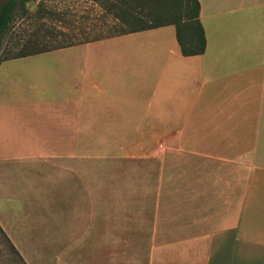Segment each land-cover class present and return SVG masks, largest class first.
<instances>
[{"label": "crops", "instance_id": "1", "mask_svg": "<svg viewBox=\"0 0 264 264\" xmlns=\"http://www.w3.org/2000/svg\"><path fill=\"white\" fill-rule=\"evenodd\" d=\"M197 1L202 55L183 56L172 26L81 44L98 50L79 65V94L50 86L72 63L0 64V77L10 65L37 83L12 78L0 96V131L18 129L0 142V234L19 264H264V0ZM41 128L175 148L168 191L182 236L143 239L136 224L106 220L108 193L73 189L72 145L44 143ZM47 180L60 199L46 198ZM69 202L70 217L53 208Z\"/></svg>", "mask_w": 264, "mask_h": 264}, {"label": "rangeland", "instance_id": "2", "mask_svg": "<svg viewBox=\"0 0 264 264\" xmlns=\"http://www.w3.org/2000/svg\"><path fill=\"white\" fill-rule=\"evenodd\" d=\"M42 1L48 7L62 14L63 17H61L66 20L67 23L65 24L56 22L54 23L56 27L53 24L51 25V29L56 28V33H61V36L62 33L65 34V38L63 36L59 37L65 42L76 39H94L118 31L119 24L112 19V16L103 5L97 3L98 1ZM137 1L139 2L134 4L137 6V13L145 20H155L151 24H163L170 20L173 16L171 14H175L174 8L170 7L173 3L172 0ZM38 2L32 5V10L36 8ZM186 2L187 0H180V4ZM159 11L162 12L161 15L158 13ZM180 14L179 12V16ZM169 15L171 16L169 17ZM25 28L26 26L22 24V21L17 22L13 39H17ZM171 30L173 29L171 28ZM14 41L16 40H13L11 44ZM91 46L88 48L76 45L72 48L30 57L22 62L72 63V76H58L60 77L59 80L55 78L50 86L53 87L54 93H61L64 90L69 92L72 88L73 93L79 94V81L76 79V72H79L82 59L87 60V62L94 61L98 49L95 47L96 44ZM6 49L8 47L4 45L2 51ZM4 68L5 74L0 77V88H2L0 96L12 93L11 88L15 82L21 87L22 85L27 87L37 85L32 79L29 81L22 78L18 79L16 68H12L10 65H5ZM12 78L17 80L13 82ZM25 90L27 91V89ZM141 95L144 96L145 92L138 94V98ZM74 99L79 100V95H76ZM62 104L58 103L57 109H60ZM71 108H74L72 110L75 111L77 105L73 104ZM74 119L79 120V116L74 117ZM41 130L44 143L55 142L57 139V144L72 145L71 165L68 164L67 167L71 170L70 184L73 189L81 191L82 189L92 190L98 187L108 193L103 199L106 220H121L136 224L137 227L134 232L143 239L155 240L160 239L161 236H166L171 240L182 236L177 225L175 197L169 196L168 191V184L171 183L168 181V173L169 171L174 172L175 167L168 165L167 161H170L176 154L175 148H172L169 144H145L139 141L136 144H96L86 140L82 141L80 132L62 134L64 131L59 130V128L57 132L43 130L42 128ZM17 135V126L9 131H0V142L3 143L6 139L14 138ZM60 136L61 138H59ZM65 136H67V139ZM139 139L142 140V138ZM2 171L0 170V174ZM52 181L41 182V188L44 190L49 189L51 192L46 196L50 201L62 197L61 194L51 196V194L56 193L55 186L51 188ZM114 190L115 194L113 195ZM59 191L57 190V192ZM42 197L45 198V196ZM65 197L66 200L71 201L69 191ZM55 207L63 208L67 211L66 214H69V217L72 216L73 210L70 202L67 207L65 205L63 207L54 205L53 208ZM83 209L79 211L80 221L83 220L82 216L87 215L86 209ZM17 261L14 254L7 247L6 240L0 234V264H19Z\"/></svg>", "mask_w": 264, "mask_h": 264}, {"label": "trees", "instance_id": "3", "mask_svg": "<svg viewBox=\"0 0 264 264\" xmlns=\"http://www.w3.org/2000/svg\"><path fill=\"white\" fill-rule=\"evenodd\" d=\"M0 0V64L38 54L57 51L76 45L86 44L110 37L131 34L160 27L173 26L176 40L183 56L202 55L205 51L206 40L203 28L199 21L200 6L197 0H172L171 8L175 14L163 24L152 23L155 20H145L139 16L134 4L137 0H95L103 5L112 19L119 24L118 31L107 36L94 39H76L64 41L59 39L61 33H56L54 23H67L55 9L45 5L42 0ZM38 2L34 10L32 5ZM178 8V9H177ZM180 14L179 16V12ZM173 12V13H174ZM162 13L161 11L158 12ZM177 13V15H176ZM161 15V14H160ZM175 15V16H174ZM62 16V17H61ZM22 21L26 26L17 39H13L14 28L17 22ZM55 27L51 29V25ZM29 27V28H28ZM63 38L65 34L62 33ZM61 36V37H62ZM14 41L13 44H11ZM6 45L8 49L2 51Z\"/></svg>", "mask_w": 264, "mask_h": 264}]
</instances>
